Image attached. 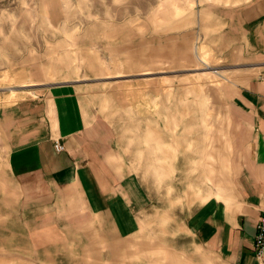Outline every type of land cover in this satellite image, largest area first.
<instances>
[{"label": "rangeland", "instance_id": "1", "mask_svg": "<svg viewBox=\"0 0 264 264\" xmlns=\"http://www.w3.org/2000/svg\"><path fill=\"white\" fill-rule=\"evenodd\" d=\"M243 2L0 0V264H174L175 246L191 245L181 216L228 173L224 91L253 70L223 52L216 21ZM71 82L151 196L145 234H35L39 211L24 209L8 170L3 108Z\"/></svg>", "mask_w": 264, "mask_h": 264}, {"label": "crops", "instance_id": "2", "mask_svg": "<svg viewBox=\"0 0 264 264\" xmlns=\"http://www.w3.org/2000/svg\"><path fill=\"white\" fill-rule=\"evenodd\" d=\"M219 23L223 52L253 74L224 91L231 119L228 173L213 196L181 216L180 232L191 245L175 246L174 264H260L254 246L264 213V0H245ZM32 86L37 84L22 87ZM3 119L8 170L24 209L39 211L31 217L37 237L47 240L41 242H69L88 227L101 237L109 228L117 239L147 232L151 196L120 159L111 129L92 118L75 83L7 105ZM56 142L64 145L62 152Z\"/></svg>", "mask_w": 264, "mask_h": 264}, {"label": "built area", "instance_id": "3", "mask_svg": "<svg viewBox=\"0 0 264 264\" xmlns=\"http://www.w3.org/2000/svg\"><path fill=\"white\" fill-rule=\"evenodd\" d=\"M55 150L57 152H62L64 150V145L56 142ZM254 251L258 262L260 264H264V213L259 217L257 223V234L255 237Z\"/></svg>", "mask_w": 264, "mask_h": 264}]
</instances>
